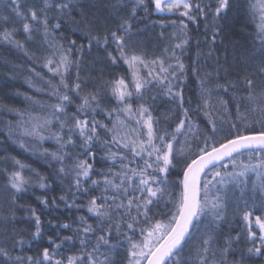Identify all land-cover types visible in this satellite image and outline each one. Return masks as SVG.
I'll use <instances>...</instances> for the list:
<instances>
[{
    "label": "snow or ice",
    "instance_id": "1",
    "mask_svg": "<svg viewBox=\"0 0 264 264\" xmlns=\"http://www.w3.org/2000/svg\"><path fill=\"white\" fill-rule=\"evenodd\" d=\"M2 8L49 100L0 102V264H264V0Z\"/></svg>",
    "mask_w": 264,
    "mask_h": 264
},
{
    "label": "trees",
    "instance_id": "2",
    "mask_svg": "<svg viewBox=\"0 0 264 264\" xmlns=\"http://www.w3.org/2000/svg\"><path fill=\"white\" fill-rule=\"evenodd\" d=\"M5 2V0H0V12L5 11L2 8V4ZM251 3H255L256 0H250ZM241 23L242 25L245 23L244 17L241 16ZM20 27L21 31L17 34V38L23 40V32H22V25H17ZM159 31V29H157ZM170 31V29H169ZM255 31V25L252 23H248L247 27L245 28V34L243 39L251 41V36L249 34L254 33ZM29 48H32V45L29 44ZM14 65H23L22 68H16V79L14 80H8V75L11 74L12 67ZM30 66V62L27 60V58L23 55L22 52L18 51L14 47L7 45L0 41V102L12 104L13 106L23 109L26 105V101L24 100L23 96H14V93L19 90L22 93H27L28 95H34L36 99H39L41 101L49 100V97L46 93H35L34 89L28 88L27 84L25 83V79L29 76V73L27 71L28 67ZM40 71H45L43 69H38ZM6 82V86H5ZM39 86V85H38ZM192 107H195V103H193ZM7 118V117H5ZM196 119L197 123H200L201 121H205V118L202 115H197V117H194ZM0 129H2V125H0ZM3 137L0 136V139ZM45 147H52L51 142H46ZM12 154L17 155V157L21 160H23L26 163L32 164L33 167L39 168L40 171L46 172L48 169L45 165H43L36 157H34L30 153H25L22 150H20L18 147L11 146L9 149ZM0 154H2V151H0ZM251 159L252 163L257 162V157L255 153L252 154L250 157L248 153H245L243 156H240L238 158V163L242 160L244 162H248ZM248 177L250 180H258V177L255 175V173H249ZM170 179L175 181L177 180V176L173 174L170 176ZM3 183V177H0V184ZM251 184H249V187ZM37 192H39V189H36ZM22 203H31L34 206L37 207L38 211H42L39 205L36 204V201L34 197L31 195V192L26 194L23 197ZM170 207V206H169ZM161 211H166V208L163 206L160 209ZM57 215H60L61 218H65L68 216L67 210H64L63 208L56 210ZM19 215H23V211L18 213ZM48 218V214L45 213L43 216V219L46 221ZM161 219H164V217H160ZM24 226V225H21ZM31 254V253H28Z\"/></svg>",
    "mask_w": 264,
    "mask_h": 264
}]
</instances>
